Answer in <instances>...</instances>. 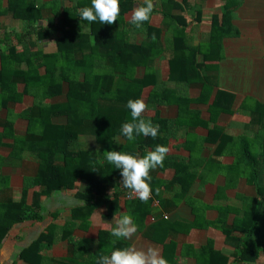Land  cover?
I'll use <instances>...</instances> for the list:
<instances>
[{"label": "trees", "instance_id": "1", "mask_svg": "<svg viewBox=\"0 0 264 264\" xmlns=\"http://www.w3.org/2000/svg\"><path fill=\"white\" fill-rule=\"evenodd\" d=\"M136 3L139 2L120 0L118 20L109 25L79 18V10L91 6V0H0V17L23 23L19 31H14L0 22V112L5 111L0 116V151L6 152H0V246L16 225L57 217L58 212L43 206L41 196L74 189L78 182L83 184V189L75 193L70 217L62 225L49 222L19 250L10 264H97L102 255L129 245L113 237L111 228L100 229L97 240L76 238L73 231L89 226L92 213L105 204L108 211L104 218L111 219L125 191L117 182L122 178L120 170L105 160L103 152L121 150L143 155L146 146L164 145L165 139L159 133L155 139L139 135L133 142L122 136V124L131 120L127 101L141 98L143 88L149 85L152 93L148 99L156 105L169 102L174 96L177 102L189 101L158 82L154 69L156 58L171 47L167 81L189 85L200 79L190 74V68L197 70L194 56L190 60L185 53L201 50L199 46L184 43V53L179 55L180 47L175 41L171 46L160 43V27L149 21L141 29L135 28L126 15ZM236 7V0H225L222 6L224 34L237 33L230 23ZM160 13L171 21L175 36L178 24L186 27L181 16ZM216 23L217 16L213 15L211 34L217 30ZM138 34L144 35L139 42L136 41ZM48 41L53 43L50 51L42 47ZM203 63L201 68L206 69V62ZM137 68L143 69L142 76H136ZM207 90L203 83L202 95ZM23 95H30L33 103L15 111L13 105ZM54 98L57 99L51 101ZM232 99L231 93L217 91L209 106L211 120L217 111H228L226 105ZM224 103L226 108L222 106ZM58 117L63 119L57 120ZM16 120L22 122V132H17ZM116 138H120L119 144L114 141ZM27 157L35 161L36 168L33 174L23 175L20 197L16 200L11 194L10 177L3 173V167L18 166ZM171 164L175 165L176 174L165 185L178 181L177 169L186 166L182 162ZM252 182L256 196L247 199L244 210L235 213L231 223H228L230 209L219 205L215 206L214 220L200 222L196 216L193 222L183 225L185 231L213 226L234 244L232 260L228 263L229 256L214 249L209 240L195 250L196 264H248L258 251L264 250V184L259 178ZM150 183L155 193L160 183L154 177ZM111 188L113 195L109 197ZM125 205L138 230H143V219L152 211L150 202L126 200ZM180 225V222L159 221L154 227L175 230ZM238 233L241 236L235 235ZM164 238L165 235L156 241L170 249L172 244L165 243ZM58 241H66V256L46 255V250ZM163 256L169 264L174 263L173 253Z\"/></svg>", "mask_w": 264, "mask_h": 264}, {"label": "crops", "instance_id": "2", "mask_svg": "<svg viewBox=\"0 0 264 264\" xmlns=\"http://www.w3.org/2000/svg\"><path fill=\"white\" fill-rule=\"evenodd\" d=\"M155 2L156 11L152 14L150 24L160 27V43L163 46H171L175 41L180 47L179 55L184 53L182 50L184 43L192 47H201L199 52L185 50L188 58L191 60L194 56L197 64V70L190 68V74L197 75L200 81L189 85L186 83L176 85L172 81H167L171 47L165 48L156 58L154 69L158 82L165 83L167 89L175 90L176 96L186 97L189 101L177 102L174 96L170 98L171 101L156 105L154 101L148 99L152 93V86H146L142 90L141 97L149 107L144 118H150L154 124L159 125V135L164 137V145L168 146L170 151L163 167H157L151 172V176L160 183V187L159 192L152 193L149 200L152 211L143 219L144 229L138 230L131 239L123 240L129 244L128 246L151 245L158 248L162 255L173 253V264H196L195 250L210 240L214 249L229 256L230 263L234 244L226 240L224 233L213 226L192 227L185 231L183 225L193 222L196 216L200 222L214 220L217 217L215 206L219 205L230 209L228 223H231L235 213L244 210L247 199L256 196L252 180L259 178L264 184V0H236L237 7L233 11L230 23L237 33L228 35L224 34V29L221 28V12L225 0H155ZM136 6L137 3L134 7ZM162 11L181 16L185 21L186 27L182 24L177 25L179 27V31L175 32L177 36L171 30V21L161 15ZM130 13L131 11L126 18ZM213 15L217 16L215 24L217 30L211 34ZM3 18L0 22L5 26L15 24L21 28L23 25L20 20L4 16ZM143 38L142 34L136 35L138 42ZM203 61L206 62V69L201 68L204 66ZM142 74L143 69L137 68L136 76ZM203 83L209 89L204 95ZM219 90L231 93L233 99L230 105H226L228 111H217L211 120L209 106ZM26 96L28 95H23L21 101L13 105L14 110L16 106H20L21 110L31 105L23 104ZM222 106L225 107V103ZM19 121H15L16 130ZM210 128L214 130L210 131ZM151 149L154 147L146 146L144 152ZM172 162H182L186 166L177 169L178 181L165 185L176 174V167L172 166ZM29 168L31 171H28ZM35 168V161L28 157L18 166L3 167V173L10 177L11 193L13 187L16 188L18 176L21 177L22 184L23 175L33 174ZM121 180L122 178L117 182L120 183ZM184 188H187V192ZM82 189L83 184L78 182L74 189L57 191L48 197L41 196L43 206L48 211L58 212L57 217L47 218L43 222L21 223L22 226L31 224L30 231H34L32 228L37 226L36 233L31 232V236L30 232L25 230L28 228L24 229L25 235L21 232L18 236L19 240L25 241L24 244L17 241L12 245L11 238L15 236L14 232H19L13 229L0 247V263L11 258L9 249L11 245L13 248L18 246L16 251L18 253L36 238L49 222L62 225L71 215L70 207L75 203V193ZM14 194L12 193V196ZM125 201L122 196L119 197L117 212L113 216L129 214ZM107 211L106 204L98 207L90 217L89 226L76 228L73 235L76 238L97 240L100 229L115 226L113 216L109 220L104 218ZM159 221L180 222L182 225L175 230L167 226L159 230L154 227ZM164 235V242L172 244L170 249L156 241ZM235 235L241 236L240 233ZM45 253L54 258L66 256V241L54 243ZM247 263L264 264V250L258 251L256 258Z\"/></svg>", "mask_w": 264, "mask_h": 264}, {"label": "clouds", "instance_id": "3", "mask_svg": "<svg viewBox=\"0 0 264 264\" xmlns=\"http://www.w3.org/2000/svg\"><path fill=\"white\" fill-rule=\"evenodd\" d=\"M38 6V5H37ZM155 0H140L130 13L129 23L137 29L149 22L156 8ZM120 15V0H91V6L79 10V18L89 23L99 21L100 24H113ZM47 27V24L44 25ZM126 107L130 110L131 120L121 126V134L127 141L133 142L139 135L155 139L159 133V125L154 124L145 113L148 104L141 98L129 99ZM119 144V138L114 140ZM170 148L157 144L154 149L145 154L125 151H105V160L120 170L122 180L120 185L128 190L129 199H139L147 203L152 198L151 172L157 167H163L164 160ZM157 193L159 189H156ZM113 195V189L109 197ZM85 203V202H84ZM115 226L111 228V235L117 239H131L138 231V226L130 214L113 216ZM97 264H169L160 250L151 245L147 247L126 246L115 248L109 255L99 257Z\"/></svg>", "mask_w": 264, "mask_h": 264}, {"label": "rangeland", "instance_id": "4", "mask_svg": "<svg viewBox=\"0 0 264 264\" xmlns=\"http://www.w3.org/2000/svg\"><path fill=\"white\" fill-rule=\"evenodd\" d=\"M4 18H3V16L0 18V20H3ZM6 26L8 27V28H11V29H13L14 31H19V29H21L19 26L17 27V26H15V24H12V25H8V24H6ZM53 43H52V41H48L47 42V44L46 45H44V44H42V47H43V49L44 50H47V51H50L53 47ZM22 66H24V65H22ZM21 89V88H20ZM57 98H54V99H51V101H55ZM33 103V100H32V98H31V96H26L25 97V100H24V102H23V104L24 105H30V104H32ZM20 106H16V111H18V110H20ZM5 115V111H1L0 112V116H4ZM63 118H57V120H62ZM23 128H24V126H23V124H22V122H20L19 121V124H18V126H17V130H18V132H22L23 131ZM28 171H31V168H29L28 169ZM18 175H20V173L18 174ZM15 187L16 188H14L13 187V191H12V193L14 194V196H13V198L14 199H18L19 197H20V193H21V177L20 176H18V181H17V183H16V185H15ZM11 193V194H12ZM25 228H28V229H25ZM31 224H29V223H27L26 225H16L15 226V228H14V230H19V232H14V234H15V236H13V238H11L12 240H11V243H12V245L13 244H15V242H19V244H24L25 243V241H21V240H19L18 239V236H20V234H21V232L22 233H24L25 231H24V229L26 230V232H30V235L29 236H31V232H35L36 231V229H37V226L35 225L34 226V228H32V230L34 229V231H30L31 229ZM36 233V232H35ZM24 235H25V233H24ZM33 235V234H32ZM27 240H29V239H27ZM10 246L9 247V249H10V251H11V253H10V256H11V258H9L8 260H6L5 262H1L0 264H10V262H11V260H13V258H14V253H17L16 251H17V249H18V246L17 247H14L13 248V246ZM1 247V246H0ZM6 248V247H5ZM21 248V247H20ZM4 258H5V256H4ZM3 261V260H2Z\"/></svg>", "mask_w": 264, "mask_h": 264}, {"label": "built area", "instance_id": "5", "mask_svg": "<svg viewBox=\"0 0 264 264\" xmlns=\"http://www.w3.org/2000/svg\"><path fill=\"white\" fill-rule=\"evenodd\" d=\"M122 198L124 200H139V199H135V198L129 199L128 190L127 189H125L124 193L122 194Z\"/></svg>", "mask_w": 264, "mask_h": 264}]
</instances>
